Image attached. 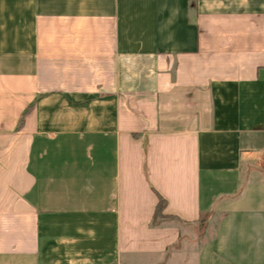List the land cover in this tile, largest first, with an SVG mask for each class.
Returning a JSON list of instances; mask_svg holds the SVG:
<instances>
[{
	"label": "crops",
	"instance_id": "crops-1",
	"mask_svg": "<svg viewBox=\"0 0 264 264\" xmlns=\"http://www.w3.org/2000/svg\"><path fill=\"white\" fill-rule=\"evenodd\" d=\"M263 158L264 0H0V264H264Z\"/></svg>",
	"mask_w": 264,
	"mask_h": 264
},
{
	"label": "trees",
	"instance_id": "trees-1",
	"mask_svg": "<svg viewBox=\"0 0 264 264\" xmlns=\"http://www.w3.org/2000/svg\"><path fill=\"white\" fill-rule=\"evenodd\" d=\"M158 197H159V202L156 208L155 216L153 218V222H152L153 225H156L162 219L167 218L165 215H163V211L167 205V201L160 195H158Z\"/></svg>",
	"mask_w": 264,
	"mask_h": 264
},
{
	"label": "built area",
	"instance_id": "built-area-1",
	"mask_svg": "<svg viewBox=\"0 0 264 264\" xmlns=\"http://www.w3.org/2000/svg\"><path fill=\"white\" fill-rule=\"evenodd\" d=\"M263 162H264V158H263Z\"/></svg>",
	"mask_w": 264,
	"mask_h": 264
}]
</instances>
